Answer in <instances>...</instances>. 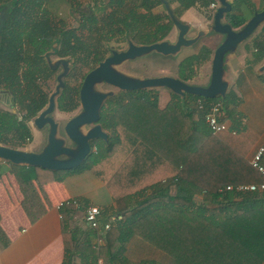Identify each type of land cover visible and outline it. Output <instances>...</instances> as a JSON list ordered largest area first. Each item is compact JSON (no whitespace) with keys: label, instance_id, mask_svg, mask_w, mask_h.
Masks as SVG:
<instances>
[{"label":"trees","instance_id":"1","mask_svg":"<svg viewBox=\"0 0 264 264\" xmlns=\"http://www.w3.org/2000/svg\"><path fill=\"white\" fill-rule=\"evenodd\" d=\"M55 1L0 0V11H6L0 90L11 96L13 107L0 108V144L23 148L32 142L29 122L48 105L50 91L45 86L55 73L47 63L48 53L89 66L91 71L108 57L112 44L132 40L150 45L173 29L169 17L153 11L162 0H57L68 4L69 16L77 23L74 27L54 20ZM166 1L178 5L176 18L191 8L212 18L211 4L217 3ZM252 1L230 0L227 22L242 26ZM260 2L262 10L264 0ZM211 54L203 47L184 58L178 64V77L191 81ZM81 85L66 84L57 99L60 111L72 113L79 108ZM233 91L224 100L173 94L164 109L159 108L154 90L122 92L106 102L100 122L109 142L95 141L85 162L74 171L90 170L104 179L121 218L102 235L105 245L94 247L89 238L95 231L84 215L77 217L73 206L65 207L64 264H264V191L235 190L238 185L264 182V175L247 157L257 136L250 131L214 134L204 111L189 108L190 102L203 98L220 101L227 109L236 104L238 86ZM4 172L23 182L56 178L55 172L40 167L0 163V175ZM228 186L233 189L227 190ZM135 239L165 260L131 259L129 254L142 247Z\"/></svg>","mask_w":264,"mask_h":264},{"label":"crops","instance_id":"2","mask_svg":"<svg viewBox=\"0 0 264 264\" xmlns=\"http://www.w3.org/2000/svg\"><path fill=\"white\" fill-rule=\"evenodd\" d=\"M258 1L261 5L260 0ZM255 11H261V8ZM254 12L248 11L251 15L246 17L242 26L252 18ZM198 13L197 9L191 8L179 18L191 26L190 32L193 28L197 29L193 37L200 31L206 32L205 21ZM224 22H227L226 17ZM211 25L210 22L208 27ZM242 26L234 29L238 30ZM197 76L198 73L190 81L191 84H194ZM223 80L229 84L228 93L225 98L218 99H226L238 86L236 104H229L225 109L231 130L237 135L250 131L257 136V141L247 156L251 160L258 146L264 141V23L237 50L225 56ZM208 84L209 82L206 85ZM160 92L168 94L170 91L163 89ZM168 95V100L158 97L160 109L170 104L172 97L170 98V93ZM57 113L65 114L58 109ZM29 126L34 135L36 128L34 129L32 123ZM41 179H46V182L42 183L38 179L23 182L10 172L0 175V264H64L63 217L62 210L57 209L62 201L78 200L83 206L94 205L101 208L105 216L116 215V204L105 180L90 170H72L52 180L46 176ZM81 216L83 209L77 212V217ZM91 233L89 242L94 247L105 245L104 238L98 239L95 232ZM132 241L142 246L139 247L142 251L138 252V249L135 255L129 254L131 259H151L158 262L165 260L162 254L150 249L144 241Z\"/></svg>","mask_w":264,"mask_h":264},{"label":"water","instance_id":"3","mask_svg":"<svg viewBox=\"0 0 264 264\" xmlns=\"http://www.w3.org/2000/svg\"><path fill=\"white\" fill-rule=\"evenodd\" d=\"M169 8V3L162 0ZM217 8L212 14V26L210 31L222 36L223 40L217 46L211 58V77L208 85H194L190 81L185 82L179 77L159 76L142 78L133 73L119 70L123 64L141 60L149 54L163 56H179L183 49L195 45L201 38L207 35L200 31L196 37H188L191 26L175 16H170L173 29L179 30V35L174 43L163 39L162 41L142 45L128 40L127 47L123 51H112L99 65L88 72L79 91L80 111L64 125L65 137H60V124L55 119L57 113V99L65 88L64 76L70 70V60L59 58L55 63L46 55L47 63L52 69L60 65L64 71L58 75V85L55 92L49 97L46 108L30 122L37 130L48 128L47 144L41 152H31L23 148H13L0 144V161L18 166L40 167L49 171H72L80 167L92 150V144L97 140L109 142V134L104 130L101 121V111L106 102L116 95V92L103 91L100 85H108L117 91L134 92L166 89L173 94L183 97L186 94L204 97L208 99L225 98L229 84L223 80L224 59L243 42L249 39L253 33L264 23V9L255 11L252 18L240 29L235 30L229 22H224L225 15L232 9L228 0H217ZM6 21V11H0V41ZM29 122V123H30ZM67 140L72 146L67 144Z\"/></svg>","mask_w":264,"mask_h":264},{"label":"rangeland","instance_id":"4","mask_svg":"<svg viewBox=\"0 0 264 264\" xmlns=\"http://www.w3.org/2000/svg\"><path fill=\"white\" fill-rule=\"evenodd\" d=\"M166 1V0H165ZM178 5H169V8H167L164 3L162 5L156 6V8L153 10L155 14L162 15L169 17L175 16V8H177ZM262 7V4H259L258 0L254 1V7L252 6L251 12L253 13L254 10ZM54 10L57 12L56 16H54V20L62 25V22L66 24L68 27H74L77 25L76 21L69 16V7L68 4L65 2H59L55 1L54 4ZM244 8V7H243ZM200 13V18L205 21L204 23V30H206L207 35L203 38H201L195 45L183 49V51L179 54V56H163L159 54H149L147 56H143L141 60L132 61V63H125L121 67H119V70L126 72V73H133L134 75L141 76L142 78H148V77H159V76H172V77H178V64L180 61H182L184 58L197 54L200 49L203 47H208L210 50L212 49V52L214 53L217 46L221 43L223 40L222 36L219 34H215L214 32L210 31L209 29L211 26L208 27L209 23H212V18H209L206 14ZM198 13V14H199ZM246 17H250L251 13H248V11L245 10ZM190 18H193V16L189 15ZM203 21V22H204ZM197 29L193 28L191 32H189L188 37H193L196 35ZM179 35V30L177 28L172 29L169 35L167 36L166 40L170 43H174L177 40V36ZM128 41L124 43H115L112 44V48L110 47L109 55H111L112 51H123L127 47ZM191 54V55H188ZM51 62L55 63L59 60V58L56 55L50 56ZM70 60V70L67 72V75L64 76L63 81L71 86H79L83 81V77L90 71L89 66H82L80 63L75 64L73 60ZM141 61V62H140ZM198 68V76L195 78L194 85H206L207 82H209L211 77V60L208 61V63H203ZM77 71V74L74 72ZM64 71V67L60 65L54 70V76L53 78L47 83L45 86L47 91H50V95L55 92L56 87L58 85L57 77L59 74H61ZM141 71V72H140ZM142 73V74H140ZM193 84V83H192ZM100 90L103 91H112L119 93L114 88L108 86V85H100ZM159 91V92H158ZM160 91H163V89H155L154 93L158 94L157 97H159L162 100H168L169 99V93L170 98L172 97L173 93L170 91L168 94H163ZM1 92V91H0ZM160 93V94H159ZM11 103H8V97H1L0 98V107L2 109L9 110ZM15 112V110H13ZM80 111V108H78L76 111L72 113H66V114H58L55 113L54 117L60 124V137H65L64 133V125L67 121H69L71 118H73L75 115L78 114ZM33 121V120H32ZM31 121V122H32ZM30 122V123H31ZM35 129V127H34ZM47 137H48V128H44L42 130H34L33 140L29 144L26 145L24 150L31 151V152H41L44 147L47 144ZM67 144L69 146H72V143L67 140ZM89 158V157H88ZM89 161H91L89 159ZM2 163V161H0ZM90 163V162H89ZM70 171H58L55 172L54 175L56 176H62L65 175ZM99 264H101V261H99Z\"/></svg>","mask_w":264,"mask_h":264},{"label":"built area","instance_id":"5","mask_svg":"<svg viewBox=\"0 0 264 264\" xmlns=\"http://www.w3.org/2000/svg\"><path fill=\"white\" fill-rule=\"evenodd\" d=\"M218 4L212 3L211 7L216 10ZM190 109H196L204 111L205 113V122L212 133L219 132H231L236 134L235 131L231 130V127L226 119V112L223 104L220 101L217 102H208L206 99L199 98L193 102L189 103ZM264 141L256 149L252 159L251 165L257 169L261 174L264 175ZM227 190H232V186H228ZM235 190L239 192H259L264 191V182L259 184H247V185H238L235 187ZM67 206H73L77 211L83 209V215L85 217L86 224L90 227L91 230L95 231L98 239L102 237L106 232H108L114 225V223L120 219V216L110 215L105 216L101 208L88 205L83 206L78 200H67L62 201L57 205V209L63 210Z\"/></svg>","mask_w":264,"mask_h":264},{"label":"flooded vegetation","instance_id":"6","mask_svg":"<svg viewBox=\"0 0 264 264\" xmlns=\"http://www.w3.org/2000/svg\"><path fill=\"white\" fill-rule=\"evenodd\" d=\"M141 62V61H140ZM127 63H130V62H127ZM132 63V62H131ZM141 72V71H140ZM130 73V72H129ZM140 74H142V73H140ZM83 83V82H82ZM66 84V83H65ZM65 87H66V85H65ZM1 91V90H0ZM119 93H122L123 91H118ZM119 93H117V94H119ZM8 97V103H11V105L9 106L10 108L12 107V102H11V96L7 93V92H5V91H1L0 92V98L1 97ZM116 96V95H115ZM80 107V106H79ZM1 108V107H0ZM104 108V107H103ZM2 109V108H1ZM12 109H13V107H12ZM3 110H6V109H3ZM59 110V109H58ZM60 111V110H59ZM76 111V110H75ZM102 111H103V109H102ZM102 111H101V113H102ZM60 112H62V111H60ZM64 113V112H63ZM65 114H66V112H65Z\"/></svg>","mask_w":264,"mask_h":264}]
</instances>
